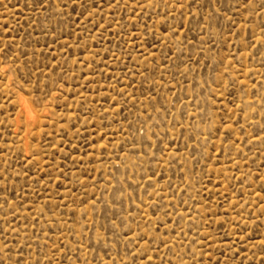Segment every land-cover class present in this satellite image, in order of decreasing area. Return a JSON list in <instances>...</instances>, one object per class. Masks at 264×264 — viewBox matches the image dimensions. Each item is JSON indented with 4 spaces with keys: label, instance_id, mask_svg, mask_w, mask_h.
Here are the masks:
<instances>
[{
    "label": "rangeland",
    "instance_id": "obj_1",
    "mask_svg": "<svg viewBox=\"0 0 264 264\" xmlns=\"http://www.w3.org/2000/svg\"><path fill=\"white\" fill-rule=\"evenodd\" d=\"M0 264H264V0H0Z\"/></svg>",
    "mask_w": 264,
    "mask_h": 264
}]
</instances>
